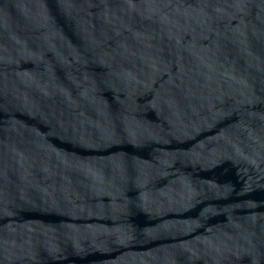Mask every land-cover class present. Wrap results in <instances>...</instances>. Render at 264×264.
Here are the masks:
<instances>
[{
    "label": "water",
    "instance_id": "95a60500",
    "mask_svg": "<svg viewBox=\"0 0 264 264\" xmlns=\"http://www.w3.org/2000/svg\"><path fill=\"white\" fill-rule=\"evenodd\" d=\"M0 264H264V0H0Z\"/></svg>",
    "mask_w": 264,
    "mask_h": 264
}]
</instances>
